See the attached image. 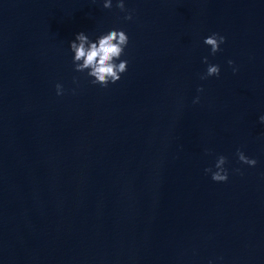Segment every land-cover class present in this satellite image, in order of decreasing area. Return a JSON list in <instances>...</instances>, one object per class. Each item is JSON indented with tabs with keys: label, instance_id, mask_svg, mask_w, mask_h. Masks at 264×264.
I'll return each mask as SVG.
<instances>
[{
	"label": "water",
	"instance_id": "1",
	"mask_svg": "<svg viewBox=\"0 0 264 264\" xmlns=\"http://www.w3.org/2000/svg\"><path fill=\"white\" fill-rule=\"evenodd\" d=\"M103 3L0 0V264H264V0ZM113 29L102 88L70 43Z\"/></svg>",
	"mask_w": 264,
	"mask_h": 264
},
{
	"label": "clouds",
	"instance_id": "2",
	"mask_svg": "<svg viewBox=\"0 0 264 264\" xmlns=\"http://www.w3.org/2000/svg\"><path fill=\"white\" fill-rule=\"evenodd\" d=\"M113 7L112 0H104L103 8L111 10ZM116 8L121 12L126 13L125 20H132L133 14L131 10L125 7L124 0H117ZM226 42L225 37L218 33H213L209 37L205 38L204 44L211 49V54L215 55L220 51V45ZM129 44V37L123 30L113 29L100 35L95 42L89 39L84 33L80 32L76 35L75 40L70 43V50L74 54L73 65L74 71L79 73L87 72V76L91 78L93 85H99L102 88H107L108 85L116 84L120 81L121 76L128 69V61L121 60V57L125 54V49ZM117 61H119L117 63ZM208 63L207 58L203 61ZM229 66H233V61H228ZM237 71L233 68V72ZM220 66L209 65L206 74L201 76V79H208L209 77H219ZM75 82V78H74ZM198 92H203V88H198ZM57 96L63 95V86L56 85ZM199 102V98L193 101ZM259 122L264 124V115L259 117ZM207 154V153H206ZM237 158L241 164L248 165L249 167H255L257 160L247 157L243 151L237 150ZM227 163L225 156H219L216 160L215 171L212 168L205 169L206 174H211V179L217 183H224L228 181L229 173L224 167ZM239 172V169L235 170Z\"/></svg>",
	"mask_w": 264,
	"mask_h": 264
}]
</instances>
